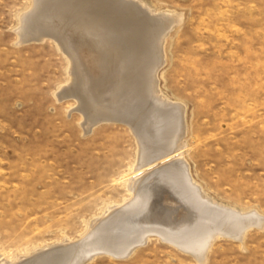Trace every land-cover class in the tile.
I'll list each match as a JSON object with an SVG mask.
<instances>
[{
	"label": "rangeland",
	"instance_id": "rangeland-1",
	"mask_svg": "<svg viewBox=\"0 0 264 264\" xmlns=\"http://www.w3.org/2000/svg\"><path fill=\"white\" fill-rule=\"evenodd\" d=\"M62 1L52 7H58L52 10L54 22L92 26L68 30L69 51L57 44L60 31L49 28L47 13L35 12V2L0 0V262L71 264L80 258L75 250L84 236L100 229L96 237L101 241H95L105 243V248L85 264H264V0ZM127 1L139 9L129 10ZM163 27L157 89L170 105L184 109L182 159L190 181L216 206L242 215L255 213L263 223L246 230L241 240L225 236L214 240L203 252L204 263L172 243L176 239L191 246L198 238L192 232L201 215L188 204L184 177L169 181L183 191V200L165 190L157 197L160 201L156 199L159 205L154 204L155 211L160 209L155 221L160 225L154 223L158 227L152 231L160 230L165 237L152 232L140 240L154 219L144 210L135 215L121 210L134 198L124 182L141 146L131 128L143 130L145 151L153 157L167 147L166 134L173 124L169 114L150 116L140 106L137 77L125 69L135 56L141 61L143 50L152 55ZM101 34L110 48L98 42ZM83 82L92 101L79 92ZM108 84L105 96L96 92ZM105 114L122 121L99 122ZM155 183L148 181L143 194ZM144 218L148 220L142 222ZM121 219L139 223L129 230ZM131 242L139 246L127 254L124 248Z\"/></svg>",
	"mask_w": 264,
	"mask_h": 264
},
{
	"label": "bare ground",
	"instance_id": "bare-ground-1",
	"mask_svg": "<svg viewBox=\"0 0 264 264\" xmlns=\"http://www.w3.org/2000/svg\"><path fill=\"white\" fill-rule=\"evenodd\" d=\"M33 1V3L35 2V9H36V13H38V14H40V16H41V13L43 14V12L44 13H47V15H49L48 17L50 18L49 19V24L50 25H52L51 27H49V28H51V29H53L54 31H56V32H58V31H60V33L59 34H57L56 33V37H55V41H58L57 42V44L59 45V46H61L62 47V49H65V51L67 50V51H69L68 50V41H67V39L69 38V36L70 35H68V34H70L69 32H68V30H70V31H72V30H75V29H77L78 30V28H82V27H86V28H88V29H90L89 27H91L92 28V26H89V24H86V23H80V22H78L77 24H70V25H68V22L67 23H63V24H60V22H59V24H58V22H54L55 20H52V17L54 16L53 15V13H52V10L53 9H56V8H58L57 6L61 3V2H64V1H62V0H55V2L54 3H49V2H46V1H44V0H32ZM74 1V0H73ZM56 2H58L59 4H57ZM71 2V1H70ZM55 3L57 4V6H56V8H52V7H54L55 6ZM67 3V2H66ZM82 4V3H81ZM67 5V4H66ZM87 5V4H86ZM126 5H127V8L130 10L132 7L134 8V9H139L138 8V5H135L134 3H131V2H126ZM84 6V5H83ZM34 7L32 8V10L34 9ZM84 9V8H83ZM142 9V8H141ZM31 10V11H32ZM30 11V12H31ZM121 11V10H120ZM132 11H134V10H132ZM137 11V10H136ZM146 11V10H145ZM117 12H119V11H117ZM135 12V11H134ZM148 12V11H147ZM32 13V12H31ZM59 13V12H58ZM68 13V12H67ZM56 14H57V12H56ZM64 14V13H63ZM79 14V13H78ZM112 14V13H111ZM139 14V13H138ZM29 15V14H28ZM52 15V16H51ZM57 15H59V14H57ZM67 15V14H66ZM113 15V14H112ZM46 16V15H45ZM56 16V15H55ZM60 16V15H59ZM80 16H81V14H80ZM111 16V15H110ZM30 17V16H29ZM61 17V16H60ZM63 17V16H62ZM131 17V16H130ZM163 17V16H162ZM170 17V16H169ZM32 18V17H31ZM30 18V19H31ZM38 18V17H37ZM58 18V17H57ZM113 18H114V16H113ZM159 18V17H158ZM164 18V17H163ZM21 19V18H20ZM41 19V18H40ZM39 19V20H40ZM116 19V18H115ZM26 20H28L27 18H26ZM26 20H25V22H26ZM58 21H59V19H57ZM150 20V19H149ZM159 20V19H158ZM114 21V20H113ZM31 22H33L32 20H31ZM30 22V23H31ZM48 22V21H47ZM46 22V23H47ZM63 22H64V20H63ZM95 22V21H94ZM110 22V21H109ZM108 22V23H109ZM112 22V21H111ZM138 22H139V20H138ZM144 22V21H143ZM150 22V21H149ZM164 22H165V20H164ZM21 23V22H20ZM34 23H35V21H34ZM33 23V24H34ZM42 23V22H41ZM160 23V22H159ZM150 24V23H149ZM152 24V23H151ZM29 25V24H28ZM31 25V27H34V26H32V23L30 24ZM39 25V24H38ZM60 25V26H59ZM108 25V24H107ZM147 25V24H146ZM146 25H143L144 27H147ZM22 26V25H21ZM43 26V25H42ZM112 26V25H111ZM132 26H133V24H132ZM36 27V26H35ZM124 27V26H123ZM140 27V26H139ZM143 27V28H144ZM44 28H46V27H44ZM106 28V27H105ZM21 29V28H20ZM27 29H28V27H27ZM34 29H38V28H34ZM87 29V30H88ZM93 29H95V28H93ZM110 29V28H109ZM145 29V28H144ZM151 29V28H150ZM153 29V28H152ZM25 30H26V28H25ZM33 30V29H32ZM47 30V29H46ZM45 30V31H46ZM48 30H50V29H48ZM83 30V29H82ZM81 30V31H82ZM147 30V29H146ZM145 30V31H146ZM169 30H171V29H169ZM23 31H24V29H23ZM79 31V30H78ZM84 31H85V29H84ZM92 31V30H91ZM120 31V30H119ZM122 31V30H121ZM140 31H142V30H140ZM139 31V32H140ZM165 31H166V29H165V27H163L160 31H159V33H158V36H157V40L155 41V43H154V48H155V50H153V52H152V55L150 54V50L148 49V51H147V53H146V51L145 50H143V54L142 55H140V56H142V58L140 59L141 61H139L137 58V56H135V57H137L136 59H135V57L134 58H132L131 59V61L129 62V64H125L126 65V72H129L130 70L131 71H133L132 72V74H131V76H133V74H134V76H136L137 78H135L134 80H136L137 82H138V84H136V93H137V95H136V97L140 100V102H141V104L142 105H140L142 108H144L146 111H147V114H150V116L151 115H153L154 113H164L165 115L167 114H169L170 116H172V118H173V124L172 123H169V124H172V125H170V127L171 128H169V130H168V132H169V135H167L166 134V138L169 140V141H167L168 143H167V147L165 146V148H163V149H161L160 151L161 152H159V154L158 155H156V156H153V157H150V156H147L148 154H147V152L145 151V141L143 140V130L141 131V129L140 130H138V129H136V128H134V127H132L131 128V130L132 131H134V133H135V135H136V138H137V140L139 141V143H141V146H140V150H139V154L137 155V161H136V164H135V166L131 169V172H130V174H129V177H128V179L126 180V182H124L125 184H126V187L128 188V190H129V192H130V195L131 196H133L134 198H133V200H132V202H130L126 207H124V208H122L121 210H123L124 212H127L128 210L129 211H131V213L133 214L134 213V215H135V213H137V211L139 212V214L140 213H142V210H144V212L145 213H147V216L149 217L150 216V218L151 219H154L153 221H151L150 220V223H148V224H146V225H149V226H147V227H145V232L142 234V235H140L142 238L140 239V240H142V239H144L145 237H146V235L148 236L149 234H151L152 232L153 233H156V235L158 236H161V237H165V235L163 234V232H161L159 229V231H152V229H154L155 227L157 228L158 227V225H155V224H159V223H155V221H157L158 220V217H159V214L160 213H158V211L160 210H158V211H155V209L154 208H158V207H155V205L156 206H158L159 205V199L160 198H157L158 197V195H159V193L160 192H165V190H172L173 192H174V194L177 196L176 198H177V200H183V197H182V194H183V191H177L176 190V188H175V186H173L172 184H170L171 182H169V181H172V180H174L175 178H179V180L178 181H180L181 179L183 180V177H184V179H185V181H186V183L185 184H183V186H185V187H187V189H188V193H187V197L189 198V203L188 204H190V206H191V210H192V207H194L195 208V210L197 211V213L199 212L200 213V218L198 219V224L196 225V227L194 228V231L192 232V234L194 235L193 236V238L195 237V235L198 237H196L197 238V241H196V243L194 242V244L193 245H191L190 246V244L188 245L186 242H184V241H177L176 239H174V241L172 242L173 244H175V246H181V248H183V249H187L189 252H191L195 257H196V259L195 260H198L199 262H201V263H204L205 262V260H204V253L203 252H205L206 251V249L208 248L209 249V245L214 241V240H216L217 238H219V237H223V236H225V237H230V238H234V239H236V238H238V239H240L241 240V238L245 235V231L246 230H248L249 228H251V227H260V226H262L263 225V223H262V221H261V219L260 218H258V216L254 213H249V214H245V215H242V213L239 211V212H237V213H233V212H231L229 209H227V208H225V207H218V206H216V204H214V202H213V200H211V199H209V197L208 196H206L205 194H203L202 193V190L200 189V188H198L196 185H194L193 183H192V181H190V178H189V175H188V171H187V168H186V165L184 164V162H183V159H182V154H183V150L186 148V144H185V142H183V138H184V133H185V128H184V109H183V107L181 106V105H176V106H172V105H170L168 102L169 101H167L166 99H165V97H163L162 95H161V93H160V91L157 89L158 88V80H157V77H156V75H157V71H158V69L160 68V66L162 65V62H163V56H162V45H163V40H164V36L166 35L165 34ZM19 32V31H18ZM36 32V31H35ZM34 32V33H35ZM97 32H100L99 30L97 31ZM144 32V31H143ZM148 33H149V31H147ZM22 33V32H21ZM29 33V32H28ZM73 33V32H72ZM87 33V32H86ZM101 33V32H100ZM120 33V32H119ZM137 33V32H136ZM144 33H146V32H144ZM157 33V32H156ZM26 34V33H25ZM39 34V33H38ZM42 34V33H41ZM53 34V33H52ZM54 34H55V32H54ZM95 34V33H94ZM121 34V33H120ZM132 34H135V33H133L132 32ZM131 34V35H132ZM141 34H142V32H141ZM151 34H152V32H151ZM24 34H22V36H23ZM30 35V34H29ZM34 35V34H33ZM37 35V34H36ZM97 34H95V36H96ZM123 35H124V33H123ZM122 35V36H123ZM129 36H131L130 34H128ZM135 35H137V34H135ZM135 35H133L134 37H135ZM139 35H140V33H139ZM147 35V34H146ZM21 36V37H22ZM32 36V35H31ZM93 36V35H92ZM95 36H93V37H95ZM98 37H99V35H97ZM141 36H144V35H141ZM50 37V36H49ZM147 37H148V35H147ZM28 38V37H27ZM52 38H53V36H52ZM88 38V37H87ZM96 38V37H95ZM105 37L103 36V34H101V37L98 39V42H103V47L105 46L106 48H110V42L108 41H106V39H104ZM138 37L136 36V39H137ZM150 38V37H149ZM26 39V38H25ZM24 39V40H25ZM33 39V38H32ZM72 39V38H71ZM112 39V38H111ZM132 40H134V38L132 37L131 38ZM139 39V38H138ZM140 39H141V37H140ZM87 40V39H86ZM119 40V39H118ZM20 41V40H19ZM42 41V40H41ZM74 41V40H73ZM85 42V41H84ZM119 42H121V41H119ZM135 42V41H134ZM145 42V41H144ZM149 42H150V40H149ZM79 43V42H78ZM138 43V42H137ZM77 44V43H76ZM80 44V43H79ZM81 44H82V42H81ZM123 44V43H122ZM74 45V44H73ZM132 45V44H131ZM149 45V44H148ZM76 46V45H75ZM129 46V45H128ZM79 47V46H78ZM82 47V46H81ZM130 47V46H129ZM134 47V46H133ZM94 48V47H93ZM145 48V47H144ZM144 48H142V49H144ZM149 48V47H148ZM70 49V48H69ZM76 49V48H75ZM129 49V48H128ZM60 50V49H59ZM82 50V49H81ZM103 50V49H102ZM102 50H100V51H102ZM106 50V49H105ZM131 50V49H130ZM129 50V51H130ZM71 51H72V49H71ZM83 51V50H82ZM87 51H88V53H89V51L90 50H88V48H87ZM86 51V52H87ZM128 51V53H130ZM145 51V52H144ZM79 52V51H78ZM86 52H84L85 53V55H87L88 56V53H86ZM97 52H98V50H97ZM108 52V54L107 55H110V57H113L112 56V53L111 52H109V51H107ZM117 52V51H116ZM140 52V51H139ZM68 52H66V54H67ZM76 53V52H75ZM81 53V52H80ZM140 53H142V52H140ZM148 53H149V55H148ZM69 54L71 55V52H69ZM98 54V53H97ZM102 54V53H101ZM123 54V53H122ZM134 54V53H133ZM76 55H78V54H76ZM67 56H68V54H67ZM73 56H74V54H73ZM126 56V55H125ZM129 56V55H128ZM72 57V56H71ZM81 57V56H80ZM99 57H101V56H99ZM82 58H83V56H82ZM89 58V57H88ZM92 58V57H91ZM94 58H95V56H94ZM131 58V57H130ZM77 59V58H76ZM75 59V60H76ZM79 59V58H78ZM84 59V58H83ZM111 59V58H110ZM124 59H125V57H124ZM75 60H73V61H75ZM85 60V59H84ZM104 61H106V60H104ZM138 61L140 62V63H138ZM92 62H94V60L92 61ZM91 62V63H92ZM98 62V61H97ZM108 62V61H107ZM128 62V61H127ZM79 63V62H78ZM82 63V62H81ZM84 63V62H83ZM83 63H82V65H83ZM85 64V63H84ZM99 64V63H98ZM123 64V65H124ZM79 65V64H78ZM92 65V64H91ZM75 66V65H74ZM81 66V65H80ZM89 66V65H88ZM84 67V66H83ZM98 67V66H97ZM96 67V68H97ZM71 68V67H70ZM74 68V67H73ZM94 68V67H93ZM99 68H101V67H99ZM75 69V68H74ZM78 69V68H77ZM91 69V68H90ZM98 69V68H97ZM104 69V68H103ZM130 69V70H129ZM96 70V69H95ZM129 70V71H128ZM91 71V70H90ZM125 71V70H124ZM70 72V71H69ZM111 72V71H110ZM86 73V72H85ZM100 73H102V72H100ZM87 74V73H86ZM126 74H129V73H126ZM77 75V74H76ZM75 75V76H76ZM84 75V74H83ZM90 75V74H89ZM89 75H88V77H89ZM101 75V74H100ZM107 75V74H106ZM105 75V76H106ZM112 75V74H111ZM110 75V76H111ZM69 76H70V74H69ZM72 76V75H71ZM81 75L79 74V77H80ZM91 76H92V74H91ZM96 76V74L93 76V77H95ZM98 76V75H97ZM102 76V75H101ZM109 76V77H110ZM134 76H133V78H134ZM77 77V76H76ZM104 77V76H103ZM130 76L129 75H127L126 77H125V79L126 78H129ZM92 78V77H91ZM100 78V77H99ZM105 78V77H104ZM77 79V78H76ZM80 79V78H79ZM100 79H102V78H100ZM72 80H73V77H72ZM81 80V79H80ZM82 80H84L83 78H82ZM89 80V79H88ZM93 80V79H92ZM98 80V79H97ZM96 80V81H97ZM91 81V80H90ZM93 81H95V80H93ZM95 81V82H96ZM99 81V80H98ZM105 81V80H104ZM120 81V80H119ZM74 82V81H73ZM78 82V81H77ZM101 82V81H100ZM99 82V83H100ZM71 83V82H70ZM91 83V82H90ZM103 83V82H102ZM77 84V83H76ZM81 84H82V82H81ZM80 84V85H81ZM92 84H94V82L92 83ZM73 85H75V84H73ZM96 85V84H95ZM128 85H130L129 83H128ZM127 85V86H128ZM77 86V85H76ZM91 86V85H90ZM98 86V85H97ZM100 86V85H99ZM105 86H106V84H105ZM110 86V84H108V86L107 87H105L106 89L104 90V89H102L101 91H97L96 90V92H98L100 95H106L107 94V92H106V90L108 89V87ZM93 87V86H92ZM100 87H102V86H100ZM104 87V86H103ZM71 88V87H70ZM77 88V87H76ZM99 88V87H98ZM79 89V88H78ZM92 89V88H91ZM120 89V88H119ZM133 89V88H132ZM61 91V90H60ZM66 91V90H65ZM71 91H72V88H71ZM122 91V90H121ZM131 91V90H130ZM79 92H81L80 94H82L83 92L84 93H87V95H88V98L90 99V101H92V97H89V93H90V88H89V86H87V84H86V86L84 85V82H83V85H81V89H80V91ZM133 92H134V90H133ZM66 93V92H65ZM98 93H97V95H98ZM128 93V92H127ZM136 93H134V94H136ZM67 94H69L70 95V92L68 93L67 92ZM123 94V93H122ZM134 94H132V95H134ZM85 95V94H84ZM83 95V96H84ZM96 95V94H95ZM114 96V95H113ZM119 96H120V94H119ZM74 97V96H73ZM76 97H77V95H76ZM94 97V96H93ZM79 98V97H78ZM77 98V99H78ZM87 98V99H88ZM96 98V97H95ZM117 98V97H116ZM83 99V98H82ZM114 99V98H113ZM129 99V98H128ZM81 100V99H80ZM84 100V99H83ZM119 100V99H118ZM134 100H136L135 98H134ZM65 101V100H64ZM89 101V100H88ZM96 101H100V100H96ZM83 102V101H82ZM116 102V101H115ZM98 103H100V102H98ZM126 103V102H125ZM129 103V102H128ZM134 103V102H133ZM81 104V103H80ZM80 104H79V106H80ZM139 104V103H138ZM88 105V104H87ZM90 105V104H89ZM123 105H124V103H123ZM125 106V105H124ZM136 106V105H135ZM130 107L132 108V106L130 105ZM125 108V107H124ZM128 108V107H127ZM135 108V107H134ZM80 110H84L83 109V107H81L80 106V108H79ZM137 110V109H136ZM122 111V110H121ZM125 111V110H124ZM129 111V110H128ZM82 112V111H81ZM84 112V111H83ZM87 113V112H86ZM108 114H109V112H107ZM101 114V113H100ZM135 114V113H134ZM146 114V113H145ZM146 114V115H147ZM163 114V115H164ZM106 115V114H105ZM119 115V116H118ZM117 116L118 117H120V116H122V113H119ZM156 115V114H155ZM164 115V116H165ZM98 116V115H97ZM115 116V115H114ZM137 116V115H136ZM138 116H139V114H138ZM148 116V115H147ZM118 117H115V118H111V116H108V115H106V116H101V117H98L99 118V122H101V121H112V120H114V121H122V119L121 118H118ZM156 117V116H155ZM160 118H161V116H159ZM167 117V116H166ZM169 117V116H168ZM123 118H125V117H123ZM130 118H132V117H130ZM144 118V117H143ZM146 118V117H145ZM158 118V117H157ZM170 118V117H169ZM171 118V119H172ZM144 120V119H143ZM152 120V119H151ZM159 120V119H158ZM155 121V120H154ZM134 122H135V120H134ZM133 122V123H134ZM142 122V121H141ZM156 122H157V119H156ZM171 122V121H170ZM92 123V122H91ZM96 123V122H95ZM120 123V122H119ZM131 122H127V124L129 125L128 127H131V124H130ZM161 123V122H160ZM168 123V122H167ZM89 122H88V124L87 125H85V126H88L89 127ZM148 124V123H147ZM162 124V123H161ZM164 125V124H163ZM166 125V124H165ZM167 126V125H166ZM166 126H163V128L165 127L166 128ZM139 127V126H138ZM156 127H157V125H156ZM146 128H147V126H146ZM152 128V127H151ZM158 128V127H157ZM168 128V127H167ZM155 129V128H154ZM171 129V130H170ZM92 130V129H91ZM153 130V129H152ZM163 130V129H162ZM90 131V130H89ZM149 131V130H148ZM164 131H165V129H164ZM145 132V131H144ZM150 132V131H149ZM153 133H154V131H153ZM163 133V132H162ZM165 133V132H164ZM147 135V134H146ZM150 135V134H149ZM152 135V134H151ZM146 137V136H145ZM166 138H165V140H166ZM145 140H147V139H145ZM144 142V143H143ZM166 143V142H165ZM153 149V148H152ZM147 150V149H146ZM150 151V150H149ZM154 153V152H153ZM150 154V153H149ZM157 165H159V168H157L156 170L155 169H153V168H156L157 167ZM155 179V188L154 189H149V190H151V191H149V193L147 194V192H146V194H143V190H145V189H143L146 185H148V181H152V180H154ZM170 178L172 179V180H170ZM177 178V179H178ZM182 182V181H181ZM179 183V185H182V183ZM175 183V182H174ZM176 183H177V181H176ZM153 184V183H152ZM173 186V187H172ZM147 188V187H146ZM149 188H150V186H149ZM183 189V188H182ZM180 190H181V188H180ZM184 191H185V189H184ZM186 192V191H185ZM182 193V194H181ZM155 194V195H154ZM166 195H167V193H165ZM165 194H164V196H165ZM146 195V196H145ZM152 196L153 195V197L151 198L150 196ZM157 195V196H156ZM130 196V197H131ZM156 196V198H154ZM160 196V195H159ZM162 197H163V195H161ZM172 196V195H171ZM171 196L170 197H168V198H170V199H172L171 198ZM184 196V195H183ZM161 197V198H162ZM186 197V196H185ZM156 199H158V200H156ZM165 199V198H164ZM168 200V199H167ZM175 200V199H174ZM185 201V200H184ZM163 202V201H162ZM177 202V201H176ZM180 204H181V202H179ZM184 203V202H183ZM155 204V205H154ZM173 204H174V201H173ZM186 204V203H185ZM152 205H153V207H152ZM178 205V204H177ZM161 206V205H160ZM170 206V205H169ZM179 206V205H178ZM184 206V205H183ZM177 207V206H176ZM185 207V206H184ZM189 207V206H188ZM111 208V207H110ZM165 208V207H164ZM175 208V207H174ZM190 208V207H189ZM197 208H198V210H197ZM166 209V208H165ZM161 210H163V209H161ZM168 210V209H167ZM172 210V209H171ZM171 210L169 211V212H171ZM176 210V209H175ZM188 210H190V209H188ZM174 211V210H173ZM179 211V210H178ZM143 212V217H145L144 215H145V213ZM149 212H150V214H149ZM168 212V216H169V213ZM183 212V211H182ZM181 212V213H182ZM173 213V212H172ZM119 215H120V213H118ZM131 214V215H132ZM165 214V213H164ZM112 215V214H111ZM115 215V214H114ZM176 215V214H175ZM180 215V214H179ZM178 215V216H179ZM186 215V214H185ZM167 216V217H168ZM172 216V215H171ZM174 216V215H173ZM189 216V215H188ZM187 216V217H188ZM142 217V218H143ZM161 217V216H160ZM166 217V216H165ZM170 217V216H169ZM168 217V218H169ZM121 218V217H120ZM141 218V217H140ZM149 218V219H150ZM173 218V217H172ZM157 219V220H156ZM174 219H176V218H174ZM181 219V218H180ZM185 219V218H184ZM122 220V219H121ZM142 220H144V221H142V222H145L146 220H148V218H144V219H142ZM160 220V219H159ZM169 220V219H168ZM182 220H183V218H182ZM181 220V221H182ZM95 221V220H94ZM111 221V220H110ZM139 220H133V222L131 221V222H129V219L127 220H122V223L121 222H119V223H121L123 226H127V228L129 229V230H131V229H133V228H135L136 227V223H139L138 222ZM163 221V220H162ZM161 221V222H162ZM173 221V220H172ZM177 221V220H176ZM149 222V221H148ZM158 222V221H157ZM175 222V221H174ZM188 222V221H187ZM155 223V224H154ZM172 223V222H171ZM178 223V222H177ZM183 223H184V221H183ZM104 224V223H103ZM153 225V226H151V225ZM92 225V224H91ZM97 225V224H96ZM160 225V224H159ZM173 225V224H172ZM171 225V226H172ZM107 226V225H106ZM144 226V225H143ZM166 226V225H165ZM169 226V225H168ZM174 226V225H173ZM183 226V225H182ZM195 226V225H194ZM98 227V226H97ZM179 227V226H178ZM181 227V226H180ZM164 228V227H163ZM170 228V227H169ZM182 228V227H181ZM193 228V227H192ZM263 228V227H262ZM102 229H103V227H102ZM140 229V228H139ZM180 229V228H179ZM98 230H100V229H98ZM98 230L97 231H93V232H90L87 236H84V239L82 240V242L79 244V246H77V250H75V252H79V253H81L80 255H78V256H80V258L79 259H77V260H75L73 263H71V264H85V262H87L88 260H90L91 259V255L93 254V253H95V252H97V250L99 249V248H105V243H104V245L103 244H101V246H100V244H98V243H100L99 241H98V243H97V241H95L96 240V238H98V237H96V235L100 232H98ZM105 230V229H104ZM155 230V229H154ZM166 230V229H165ZM171 230V229H170ZM182 230H183V228H182ZM186 230V229H185ZM106 231V230H105ZM169 231V230H168ZM181 230H179V232H180ZM188 231V230H187ZM101 232H102V230H101ZM178 231H176V233H177ZM178 232V233H179ZM166 233V232H165ZM171 234H172V232H170ZM173 233H175V232H173ZM184 233V232H183ZM187 233V232H186ZM102 234V233H101ZM131 234V233H130ZM181 234V233H180ZM176 235V234H175ZM181 235H183V234H181ZM169 236V235H168ZM171 236V235H170ZM186 236V235H185ZM177 237V236H176ZM182 237V236H181ZM172 238H174V237H172ZM171 238V239H172ZM99 240H100V238H98ZM148 239V238H147ZM243 239V238H242ZM103 240V239H102ZM140 240H139V242H140ZM81 241V240H80ZM101 241V240H100ZM146 241V240H145ZM188 241V240H187ZM68 242V241H67ZM77 242V241H76ZM107 242V241H106ZM139 242H131V244L129 245V246H127V247H125L124 248V251H126V253L127 254H129V253H131V252H133V250L135 251V247L138 245V243ZM142 242V241H141ZM168 242V241H167ZM70 243V242H69ZM102 243V242H101ZM189 243V242H188ZM73 244H75V243H73ZM72 246V243H71V245H69L68 247H71ZM139 246V245H138ZM114 248V246L112 245L111 246V248ZM122 248V247H121ZM102 250V249H101ZM51 251V250H50ZM64 251V250H63ZM74 251V250H73ZM112 251H114V250H112ZM116 251V250H115ZM59 252V251H58ZM67 252V251H66ZM72 252V251H71ZM74 252V253H75ZM107 252V251H106ZM118 252H119V250H118ZM37 253V252H36ZM55 253V252H54ZM99 253V252H98ZM113 253V252H112ZM76 254V253H75ZM115 254V253H114ZM51 255V254H50ZM65 255V254H64ZM71 255H72V253H71ZM74 255V254H73ZM117 255V254H116ZM76 256V255H75ZM120 256V255H119ZM32 257H34V256H32ZM36 257V256H35ZM38 258V257H37ZM66 258H68V257H66ZM119 258V257H118ZM125 258V257H124ZM41 259V258H40ZM43 259V258H42ZM41 259V260H42ZM72 259H74V258H72ZM5 260H6V258H5ZM38 260V259H37ZM52 260V259H51ZM69 260V259H68ZM67 260V261H68ZM34 261V260H33ZM35 261H36V258H35ZM57 261H58V259H57ZM61 261V260H60ZM197 261V262H198ZM21 262V261H20ZM39 262V261H38ZM1 263V262H0ZM5 263V262H4ZM15 263V262H14ZM18 263V262H17ZM69 263V262H68ZM67 263V264H68ZM2 264V263H1ZM21 264H24V263H21ZM26 264H27V262H26ZM40 264V263H39Z\"/></svg>",
	"mask_w": 264,
	"mask_h": 264
}]
</instances>
